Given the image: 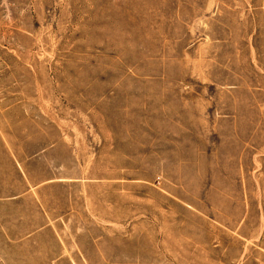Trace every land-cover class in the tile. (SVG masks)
I'll use <instances>...</instances> for the list:
<instances>
[{
    "label": "rangeland",
    "instance_id": "rangeland-1",
    "mask_svg": "<svg viewBox=\"0 0 264 264\" xmlns=\"http://www.w3.org/2000/svg\"><path fill=\"white\" fill-rule=\"evenodd\" d=\"M263 146L264 0H0L8 264H260Z\"/></svg>",
    "mask_w": 264,
    "mask_h": 264
},
{
    "label": "crops",
    "instance_id": "crops-1",
    "mask_svg": "<svg viewBox=\"0 0 264 264\" xmlns=\"http://www.w3.org/2000/svg\"><path fill=\"white\" fill-rule=\"evenodd\" d=\"M1 149L4 150V148H1ZM0 175L3 176V173H1ZM262 181H263V192L261 194H258V196L260 197L259 199L261 200V209L258 210L260 216L257 219L255 218V220L258 221V225L255 226V228L253 230L255 237L249 238L248 240L246 238H243L246 241L253 240V241H256L260 244L259 245V248L261 251V253H260V256H261L260 264H264V146L262 148ZM1 187H2V190H0V191L5 193L7 191L5 181H3ZM226 197H231V196H226ZM245 199L248 200L249 199L248 196H246ZM213 229H214L213 240L215 243L218 242L220 244V246L222 243H225L224 249H227V248L231 249L232 247L235 248L238 246V242H239V234H238L239 226H238V224H235L234 227H232V226H229V227L221 226L219 228L217 226H214ZM96 233H97V235L100 234L99 236H101L99 240H97L98 238L96 236H94V234H96ZM80 240L85 241L86 244L90 243L91 246H93V248L97 250V253H95V252L92 253L93 258H95V257H99V256L103 255L102 252H100V251L105 249L106 244H102V242L108 241L109 237L108 236L104 237L103 233L100 232V230H98V231H93V236L90 235V236L80 237ZM98 241H102V242H98ZM222 256H224V257H222ZM232 256L233 255H232V250H231L228 254H226L225 252L220 253V258L218 256H215L216 257L215 259L222 264H231L232 258H233ZM0 264H8L7 257L0 258ZM100 264H110L109 258L107 260H105L104 263L102 261Z\"/></svg>",
    "mask_w": 264,
    "mask_h": 264
}]
</instances>
